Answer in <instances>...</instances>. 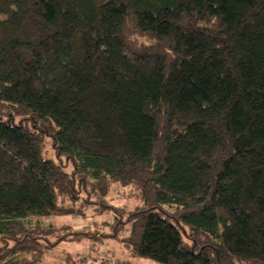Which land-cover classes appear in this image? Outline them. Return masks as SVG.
Returning a JSON list of instances; mask_svg holds the SVG:
<instances>
[{"label": "trees", "instance_id": "16d2710c", "mask_svg": "<svg viewBox=\"0 0 264 264\" xmlns=\"http://www.w3.org/2000/svg\"><path fill=\"white\" fill-rule=\"evenodd\" d=\"M85 207L157 264H264V0H0V264L107 237L24 223Z\"/></svg>", "mask_w": 264, "mask_h": 264}, {"label": "rangeland", "instance_id": "374dc122", "mask_svg": "<svg viewBox=\"0 0 264 264\" xmlns=\"http://www.w3.org/2000/svg\"><path fill=\"white\" fill-rule=\"evenodd\" d=\"M50 139H46L45 146L43 149L44 156L46 158H52L54 157V152L50 146ZM129 196V197H128ZM109 200L113 203L115 206H127V207H133L136 204H138L137 200L133 198L129 194V191L121 188L119 185H114L112 188ZM112 214L109 212H105L103 214H97L91 207H85L83 209V213L80 215H67V216H60V217H48V218H37V217H30L29 219L25 220L24 223H30L32 226H46L50 224L49 222H53V224L57 227L61 225H68L71 226L73 229H79L83 230L87 228V226L90 228V231L96 232L100 234V230H102L103 224L101 223H107L109 221L110 223H113L112 220ZM125 230H127V227H125ZM58 235H60V232L57 231ZM81 241H64L61 242L55 249L51 250L47 254V258L43 264H86L85 258H80L81 254L86 251V246H88L89 242L91 241L87 237H79ZM107 243L104 244V249H101V251L110 252L109 248H111V252L114 253V255L121 259V260H127L130 262V264H157L156 262L139 258L136 256H133L131 252H129L128 248L121 242L120 238H106ZM107 248V249H106ZM109 249V250H108ZM88 251V250H87ZM67 252H73L78 253L74 256L77 260H67L65 262L66 256L69 255ZM90 255L91 253H87ZM83 255V254H82ZM89 260V259H88ZM112 262V260H111ZM88 264V262H87ZM104 264V263H101Z\"/></svg>", "mask_w": 264, "mask_h": 264}, {"label": "crops", "instance_id": "0c3cea01", "mask_svg": "<svg viewBox=\"0 0 264 264\" xmlns=\"http://www.w3.org/2000/svg\"><path fill=\"white\" fill-rule=\"evenodd\" d=\"M101 224H103V226L101 227L102 228V230H100V234H97L96 235V237L97 236H99V235H101V234H106L107 235V237H103L102 239H100V240H98L97 238L96 239H91V238H89L91 241L89 242V244H88V246H86V251L84 252V253H79V254H87V253H91V252H95V251H98V249H104L103 247H104V244L105 243H107V239L106 238H113V237H110L109 236V232H110V229H109V226L108 225H105L104 223H101ZM64 225H66V224H64ZM62 226V225H61ZM90 228L87 226V228H85V230L86 231H90L89 230ZM91 232H93V231H91ZM81 241V240H80ZM109 249V251H110V254L114 257V260L115 261H117V262H119V263H125V262H129V261H127V260H121V259H119V258H117L115 255H114V253L113 252H111L112 250H111V248L110 247H108ZM107 249V248H106ZM88 250V251H87ZM128 250H129V252H130V249L128 248ZM69 255H67L66 256V259H65V262H66V260H67V257L68 256H71V254H72V256H73V254H74V256L76 255V254H78V253H73V252H67ZM74 258V260H77V259H75V257H73ZM129 264H130V262H129Z\"/></svg>", "mask_w": 264, "mask_h": 264}, {"label": "built area", "instance_id": "2783aa9c", "mask_svg": "<svg viewBox=\"0 0 264 264\" xmlns=\"http://www.w3.org/2000/svg\"><path fill=\"white\" fill-rule=\"evenodd\" d=\"M80 258H85L88 264H114L113 256L110 254V252L101 251L100 249H98V251L91 252L90 255L83 254Z\"/></svg>", "mask_w": 264, "mask_h": 264}]
</instances>
